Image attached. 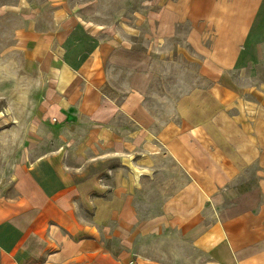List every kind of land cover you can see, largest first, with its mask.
I'll return each mask as SVG.
<instances>
[{"label": "crops", "instance_id": "crops-1", "mask_svg": "<svg viewBox=\"0 0 264 264\" xmlns=\"http://www.w3.org/2000/svg\"><path fill=\"white\" fill-rule=\"evenodd\" d=\"M158 2L156 37L189 21L214 84L159 121L150 49L54 8L57 46L26 50L48 59L54 146L16 165L15 196L0 201V264H264V80L249 79L263 59L264 0ZM161 154L185 181L142 216L141 182ZM157 236L152 255L144 239Z\"/></svg>", "mask_w": 264, "mask_h": 264}, {"label": "rangeland", "instance_id": "rangeland-1", "mask_svg": "<svg viewBox=\"0 0 264 264\" xmlns=\"http://www.w3.org/2000/svg\"><path fill=\"white\" fill-rule=\"evenodd\" d=\"M58 6H65L83 21L115 30L137 49H150L154 75L148 103L159 121L174 117L173 107L179 96L192 88L214 84L203 76L202 58L188 43L189 21L179 23L169 38L156 37L158 0H0V201L15 196L13 174L19 161L54 146V136H50L42 114L51 89L48 59L32 58L26 50L33 46H57L54 33L58 25L53 9ZM76 32L84 30L78 27ZM84 44L88 47L92 43ZM252 75L246 81L264 80V53ZM230 76L236 84L243 81L236 71L230 72ZM155 169L153 178L145 177L141 182L138 206L142 216L153 215L164 196L185 181L168 155L161 154L156 159ZM165 235L169 248L175 236L169 232ZM144 240L152 255H158V236Z\"/></svg>", "mask_w": 264, "mask_h": 264}]
</instances>
